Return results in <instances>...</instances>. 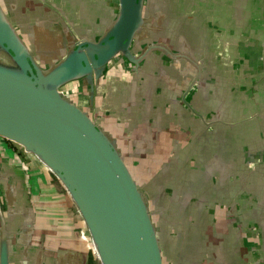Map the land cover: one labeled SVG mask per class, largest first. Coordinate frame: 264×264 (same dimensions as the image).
<instances>
[{
	"label": "water",
	"instance_id": "95a60500",
	"mask_svg": "<svg viewBox=\"0 0 264 264\" xmlns=\"http://www.w3.org/2000/svg\"><path fill=\"white\" fill-rule=\"evenodd\" d=\"M177 1L0 0V138L35 156L63 187L90 236L97 264H180L183 242L192 239L186 238L183 228L196 221L207 224L202 205L206 208L210 203L194 200L193 189L174 185L170 197L165 181L172 182L176 174L175 169L164 165L172 157L162 147L152 150L151 143L157 144V136L138 135L144 134V116L133 119V115L121 117L115 113V133L108 129L110 123L104 125L94 118L99 82L119 78L127 80L133 90L136 86L130 70L135 71L148 54L152 80L144 89L149 94L174 76V80L178 76L185 80L176 66L187 63L194 76L184 81H191L181 94L187 100L184 105L190 107L189 111L197 109L200 117L212 116L208 124L214 135L212 152L206 147L200 149L205 154H201V163L195 169L203 175V193L208 194L213 187L221 197L227 190L228 196H264L261 178L253 174L264 161V16L263 10L258 13L264 0H245L259 2V10L254 15L247 13L242 21L235 16V24L241 26L237 29L233 21L228 29L227 0H183L185 14L194 11L199 18L209 10L216 15L219 27L210 29L216 32L215 53H210L211 38L207 34L199 42L203 54L194 60L186 56L187 60L173 62L178 59L158 33L144 38V47L136 56V40L149 29L160 30L167 21L165 11L176 13ZM111 3L115 13L107 20ZM48 5L68 18L74 34L60 35L51 24L53 16L41 12L49 9ZM246 5L244 0H233L231 9L237 14ZM97 7L102 8L104 20L95 19ZM151 13L152 20L148 18ZM18 15L26 18L23 24L17 21ZM76 19L82 25L73 24ZM237 42L258 49L261 70L248 74L250 84L231 71ZM216 57L224 62L220 65L226 71L206 72L209 63L214 68L210 60ZM68 85L74 89L63 92ZM191 95L194 103H188ZM83 98L88 103L85 109L81 106ZM219 124L218 131L215 127ZM200 126L204 131L205 126ZM160 129L155 126L156 133H171ZM184 137L190 141L185 135H176L172 143L181 145ZM244 146L247 157L242 152ZM221 153L223 158L219 157ZM209 159L217 163L206 165ZM187 164L179 174L190 170ZM240 178L252 181L241 185ZM0 184V264H88L84 231L72 226L69 231L51 233L46 217L37 213L26 189L19 187L16 192L9 182L0 180ZM221 205L223 202L212 201L210 207L221 209ZM199 208L203 215L200 221L192 216Z\"/></svg>",
	"mask_w": 264,
	"mask_h": 264
},
{
	"label": "crops",
	"instance_id": "0c3cea01",
	"mask_svg": "<svg viewBox=\"0 0 264 264\" xmlns=\"http://www.w3.org/2000/svg\"><path fill=\"white\" fill-rule=\"evenodd\" d=\"M66 2H71V0H66ZM86 5L87 7L89 6V4ZM95 12V19L104 20V13L101 7H97ZM114 13L115 7L111 3L107 6L106 19H111ZM201 21L206 26L208 37L211 38L209 40V43H211L209 47L210 53H215L216 32L211 31L207 24H215L216 19L204 17L201 18ZM73 24L82 25V21H77L76 19L73 21ZM181 32L177 30V37L171 41L173 42L172 48L174 49H179L182 46ZM236 51L237 57L233 62V70L231 71L240 74L243 80L246 79L245 83L250 84L251 81L248 74L258 72L255 70V63H251L252 59L258 62L259 53L257 46H248L237 42ZM173 62H178V60ZM210 62H213L214 68L212 69L209 63L206 72L212 73V71H216L221 73V71H226L224 68H221L223 66L220 64H224V62L221 63L218 57L211 59ZM176 67L180 69L181 73L185 74V80L193 79V70L189 64L184 63ZM185 80L181 81L177 78V82H182V84L179 83L180 85L177 87L172 85V90H161L158 92L160 94L156 99L155 91L151 92L149 94L151 100L144 105L143 111L142 107L138 105L137 97L133 94L132 88H129L126 84L127 80H119V78L113 77L102 79L96 89L94 118L104 125L110 123L109 127L111 128L108 129L115 133L117 131V127L113 123L117 119L114 116L115 113H120L121 117L123 115L127 117L133 115V119H135V116L138 119L139 116H144L146 119L142 123L144 134L138 135L157 136V144L154 141L151 143L152 150L162 147L166 149L164 150L165 154L169 150L171 152L169 146L172 145L173 148L178 147L176 141L172 142L176 135L183 136L181 132L183 128H186L185 122L190 124L188 127L191 128L192 133H196L192 127L194 121L192 115L182 104L178 103L181 91L185 89L184 84L186 83L188 86L191 83V81L184 82ZM163 96L167 100L162 101L163 107H161L158 103L162 99H165ZM194 100L195 98H193L191 103H194ZM83 101L84 98L81 100V106L85 109L88 103ZM144 113H147L148 118H146ZM156 125L161 128L159 131L166 129L170 130L171 133L168 136H164L161 132L156 133ZM152 129L154 130L151 131ZM189 169L186 174L182 177L180 176L179 183L184 184L187 189H193L192 197L194 200L208 201L210 205L206 208L202 205L207 221L206 225L197 224L196 221L191 227L183 228L182 232L186 234V238L188 239V236H191L192 239L190 242H183L185 249L178 262L180 264H264V196L258 195L254 198L246 193L228 196L227 190V193L225 191L224 196L221 197L213 192V187L209 188L208 194L203 193L201 190L203 175H200L192 167ZM245 169L247 170L248 168ZM0 173L1 182H9V185L13 186L16 192L19 187L27 190L28 198L31 204L35 206L37 213L41 212L42 214H40L46 217L44 221L51 233L61 229L69 231L72 226L78 232L85 230L75 205L52 173L35 156L26 154L22 148L2 138H0ZM240 173L244 175L243 171H240ZM253 174L256 178H261L262 187L264 188V161L255 167ZM184 180L187 181L183 183ZM249 181L252 180L246 178H240L239 180L241 185H243V182L248 183ZM227 182L228 180L225 184ZM229 183H231L230 178ZM2 186L0 184V197L3 194ZM212 201L220 202V204L223 202L224 206L221 205V209H216L215 207V209H212L210 207ZM201 211L200 208L197 212L193 210L195 212V214L192 213L193 219L194 217L199 219L203 216L200 214ZM75 245L77 246V243ZM85 252L89 258L93 257L92 250L87 248Z\"/></svg>",
	"mask_w": 264,
	"mask_h": 264
},
{
	"label": "flooded vegetation",
	"instance_id": "af4514ba",
	"mask_svg": "<svg viewBox=\"0 0 264 264\" xmlns=\"http://www.w3.org/2000/svg\"><path fill=\"white\" fill-rule=\"evenodd\" d=\"M177 9H176V14L179 16H184L185 15V11H184V1L183 0H178L177 1ZM187 9V8H186ZM145 14H150V12H146ZM146 17V16H145ZM148 18L150 20L153 19V13H151V16H148ZM18 22L20 23H24V20H26L25 17L18 15V17L16 18ZM150 32H146L143 33L136 41H138L135 44L134 47V54H136V56H139L140 53H138L143 47H144V38H151L153 37L155 34L160 33L162 37L165 38V44L170 48H172L173 46V42L172 39H174L175 37H177V29L172 25L170 26L167 21H165L163 23V25L161 26L160 30L159 28H153V29H149ZM143 36V37H142ZM153 39V38H152ZM170 48V49H171ZM138 53V54H137ZM149 54L143 59V61L140 63V66L138 68L135 69V71H131L130 70V74L132 73V79L135 81L134 85L136 86V88L133 89V94L137 97V101H138V105L140 107H142L143 111L145 108V104H147V102H150L151 98L149 96L148 91H146L144 88L148 83V80H150L152 77V75L150 74V63L151 61H149ZM164 59V57H163ZM165 60V59H164ZM168 60V59H167ZM162 61V59H161ZM170 61V60H169ZM165 62V61H162ZM133 68V67H132ZM175 76L171 78V81H162L159 85V87L156 88V97L155 99L159 96L161 90L165 89V90H172L171 87L168 85L169 83H171V85H173L174 87L179 86L182 82H177V80H174ZM179 80H183V76H178ZM185 86H187V84H184ZM182 85V86H184ZM172 86V87H173ZM184 88V87H183ZM183 90L181 91V94H183ZM165 99H162L160 103H158V105L160 104L161 107H163V102L164 100H167V98L165 96H163ZM169 98V97H168ZM181 98L182 95L179 98L178 103L182 104L181 102ZM154 99V102H155ZM193 100V95L190 96V98L188 99V103H191V101ZM157 104V102H156ZM169 106V105H168ZM182 106H184V108H186L187 110L190 108L189 106H186L184 104H182ZM168 108V107H167ZM189 111V110H188ZM192 113V117H193V122L194 124L192 125V127L194 128V130L196 131V133H192L191 128L188 127L190 126V124L188 122H185L186 128H183L182 130V134L185 136H189L190 138V142H188V139L186 137H184V143L181 144L183 145L181 147V145L178 144V147L173 148L172 146H170L171 148V152H170V156L172 157L171 161H167L165 162L164 168H171V169H175V176L173 177V180L171 182V180H167L165 181L166 186L168 187L167 191H169V194H171L170 197H172V192L174 191V185H177L179 187V185H182L179 183L180 181V177L179 172L182 171L181 169H183V167L186 165V163L188 162V166L189 168L192 167V169H198V165L201 163V154H205V152H201L200 153V149H203L206 147V150L209 152H212V146L214 143V135L212 132V129L209 128V125L211 120H212V116L208 115L205 116L204 119L202 117H200L199 113H197V109H190V111ZM202 118V121L204 123H202V125L205 126V130L201 131V122L199 119ZM188 127V128H187ZM9 142V141H8ZM188 142V143H187ZM11 143V142H10ZM205 150V149H203ZM162 162V167H163V161ZM192 166H190V165ZM177 165V166H176ZM173 171V172H174ZM183 175H181L182 177ZM184 179H186V177H184ZM204 178L202 177V180ZM187 180H184V182H186ZM186 191H188L186 189ZM175 198L177 197V194H175ZM192 196V194H191ZM182 199V198H181ZM200 202L197 203V205Z\"/></svg>",
	"mask_w": 264,
	"mask_h": 264
},
{
	"label": "rangeland",
	"instance_id": "374dc122",
	"mask_svg": "<svg viewBox=\"0 0 264 264\" xmlns=\"http://www.w3.org/2000/svg\"><path fill=\"white\" fill-rule=\"evenodd\" d=\"M228 4H227V12H225V19L227 20V26L229 29V24L231 23V21H233L232 26L237 29L238 27H241L236 23V17L239 18V20H244L241 19L243 17H246V14L249 12H253V15L256 14V11L259 10V6L260 5L259 2H254L253 4L249 3L248 1L244 0L245 4H249L246 5V7H244L241 10V7L238 10V13L236 14L235 12H233L232 8V3L231 0H227ZM255 7V8H254ZM49 9H41V12H49L52 16V26H56L57 29H59L60 35L63 36H67L70 33L74 34L73 30H72V26L70 25V22L68 20L67 17L62 16L59 12H56L51 6L48 5ZM263 10V11H262ZM56 15H55V13ZM262 11V16H264V7L262 5H260V10L258 11V13ZM203 15H200V17L198 18L195 14L194 11L192 12H188L186 13L184 16H179L177 15L175 12L173 11H165V15L163 16L164 19H166L167 17V23L170 26H174L177 30L182 31L181 32V40H182V46L179 49H171V52L173 55L176 56V58L178 59V61H183V60H187L186 56H190L191 59L194 60V57H197L200 54L204 53V49L200 48V40L203 39L205 36H207L208 32L206 30V26L203 24V22L201 21L200 18H211V19H215L216 15L213 13V15H211V13L208 11L202 13ZM215 16V17H214ZM66 23V24H65ZM209 26L210 29L212 30H217L219 25H217V23L215 24H207ZM234 30V29H233ZM231 32V30H230ZM232 33V32H231ZM255 51V49H254ZM251 63H255V70L256 71H260V65L257 64L258 62H255L254 59H252ZM152 80V79H151ZM73 84V83H72ZM71 84V85H72ZM149 86V85H148ZM74 89L73 86L68 85L66 88L62 89L63 92H68L69 90ZM181 102L183 104H187V100H184L183 97L181 98ZM204 119V117H202ZM202 118L199 117L200 122L204 123L202 121ZM262 119H264V117H262ZM228 125H232V126H236L237 124H239V122H235V123H227ZM222 124H219L218 127H215L216 130H220ZM162 150H166V149H162ZM245 155V157H247V150L246 147L244 146V150L242 151ZM219 157L223 158L224 155L221 153L219 155ZM222 162V161H221ZM207 163H217V161L215 159H209V161L207 160V162H205V164L207 165ZM210 177L212 178V175L209 174ZM214 176V175H213ZM252 187V185H251ZM217 203V202H216ZM219 204V203H218ZM84 239L86 241L85 245L86 247L91 250L92 249V244H91V239L90 236L87 232L84 233ZM84 241V242H85ZM93 258V259H92ZM88 264H97V257L95 256V254L93 253V257L89 258ZM100 264V263H98Z\"/></svg>",
	"mask_w": 264,
	"mask_h": 264
}]
</instances>
